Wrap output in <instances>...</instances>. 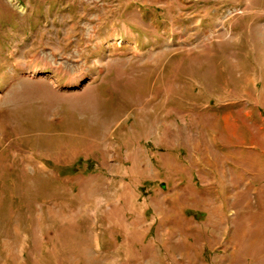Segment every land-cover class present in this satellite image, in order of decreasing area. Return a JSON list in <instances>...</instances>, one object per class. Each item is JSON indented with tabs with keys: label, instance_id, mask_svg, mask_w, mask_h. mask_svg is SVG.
Returning a JSON list of instances; mask_svg holds the SVG:
<instances>
[{
	"label": "rangeland",
	"instance_id": "obj_1",
	"mask_svg": "<svg viewBox=\"0 0 264 264\" xmlns=\"http://www.w3.org/2000/svg\"><path fill=\"white\" fill-rule=\"evenodd\" d=\"M0 264H264V0H0Z\"/></svg>",
	"mask_w": 264,
	"mask_h": 264
},
{
	"label": "bare ground",
	"instance_id": "obj_2",
	"mask_svg": "<svg viewBox=\"0 0 264 264\" xmlns=\"http://www.w3.org/2000/svg\"><path fill=\"white\" fill-rule=\"evenodd\" d=\"M20 8V7H19ZM21 10L23 11V8L21 7Z\"/></svg>",
	"mask_w": 264,
	"mask_h": 264
}]
</instances>
